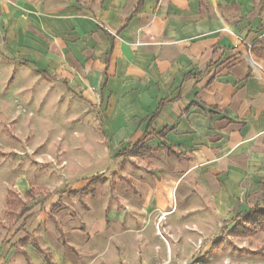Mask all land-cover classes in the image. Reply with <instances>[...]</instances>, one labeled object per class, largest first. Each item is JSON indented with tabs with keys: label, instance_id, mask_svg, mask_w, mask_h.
Listing matches in <instances>:
<instances>
[{
	"label": "crops",
	"instance_id": "crops-1",
	"mask_svg": "<svg viewBox=\"0 0 264 264\" xmlns=\"http://www.w3.org/2000/svg\"><path fill=\"white\" fill-rule=\"evenodd\" d=\"M255 4L0 0L5 55L106 107L111 140L144 137L145 150L157 152L154 166L144 164L157 179L132 183L138 211L106 225L91 209L84 231H66L74 262L61 249L40 248L52 264H95L106 252L116 257L110 264H154L172 253L168 223L181 210L219 223L264 210V57L253 54L264 12ZM35 246L24 261L45 264Z\"/></svg>",
	"mask_w": 264,
	"mask_h": 264
},
{
	"label": "rangeland",
	"instance_id": "rangeland-1",
	"mask_svg": "<svg viewBox=\"0 0 264 264\" xmlns=\"http://www.w3.org/2000/svg\"><path fill=\"white\" fill-rule=\"evenodd\" d=\"M256 4L262 14L264 0ZM253 54L264 57V37ZM40 71L0 47V264H29L23 251L34 253L33 245L61 249L74 262L76 253L63 247L66 231H84L82 215L91 209L106 225L130 216L139 209L132 183L157 179L147 168L158 160L154 148L144 143L129 156L123 150L133 142H116L104 131L106 107L90 106L65 80ZM190 213L181 210L168 223L175 246L155 255L154 264H264V215L260 227L239 222L241 234L229 235L234 221ZM110 256L95 264H110L116 258Z\"/></svg>",
	"mask_w": 264,
	"mask_h": 264
},
{
	"label": "trees",
	"instance_id": "trees-1",
	"mask_svg": "<svg viewBox=\"0 0 264 264\" xmlns=\"http://www.w3.org/2000/svg\"><path fill=\"white\" fill-rule=\"evenodd\" d=\"M143 0H138L139 2V6L141 5ZM42 73V72H41ZM43 74V73H42ZM156 114V113H155ZM144 138V137H143ZM143 138L138 139L129 150H123L128 152L129 156H138L140 154V149L142 146V142H143ZM98 176H94V178H97ZM92 183V181H91ZM264 210H259L258 208L253 209L252 211H250L249 213L242 215L240 217H238V219L236 221H234L233 226L231 227V229L228 231V234H236L238 232H236V228L239 222H241L242 224H248L247 227H252L251 230L254 227H260L262 225L261 223V218L262 215H264ZM245 222V223H244ZM243 228L245 229V227L243 226ZM246 232V231H245ZM238 234H241V232H239ZM35 249L37 250V252L42 255L43 260L45 262V264H52L51 263V257L49 254L45 253L43 250H41L37 245L35 246ZM26 257V256H25Z\"/></svg>",
	"mask_w": 264,
	"mask_h": 264
},
{
	"label": "built area",
	"instance_id": "built-area-1",
	"mask_svg": "<svg viewBox=\"0 0 264 264\" xmlns=\"http://www.w3.org/2000/svg\"><path fill=\"white\" fill-rule=\"evenodd\" d=\"M186 264H190V263H186Z\"/></svg>",
	"mask_w": 264,
	"mask_h": 264
}]
</instances>
